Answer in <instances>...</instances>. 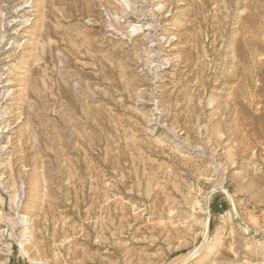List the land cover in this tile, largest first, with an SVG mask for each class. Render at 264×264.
I'll list each match as a JSON object with an SVG mask.
<instances>
[{
	"label": "rangeland",
	"instance_id": "obj_1",
	"mask_svg": "<svg viewBox=\"0 0 264 264\" xmlns=\"http://www.w3.org/2000/svg\"><path fill=\"white\" fill-rule=\"evenodd\" d=\"M0 264H264V0H0Z\"/></svg>",
	"mask_w": 264,
	"mask_h": 264
},
{
	"label": "water",
	"instance_id": "obj_2",
	"mask_svg": "<svg viewBox=\"0 0 264 264\" xmlns=\"http://www.w3.org/2000/svg\"><path fill=\"white\" fill-rule=\"evenodd\" d=\"M228 197V195H227ZM232 214L234 216V219L236 220L237 224L245 231V233L251 237H253L255 240L263 241L261 237L257 234H255L253 231L248 229L246 225L238 218V216L235 214V211L233 210V207L231 206Z\"/></svg>",
	"mask_w": 264,
	"mask_h": 264
},
{
	"label": "bare ground",
	"instance_id": "obj_3",
	"mask_svg": "<svg viewBox=\"0 0 264 264\" xmlns=\"http://www.w3.org/2000/svg\"><path fill=\"white\" fill-rule=\"evenodd\" d=\"M222 189H223V187H222ZM223 190H224V189H223ZM224 192L226 193V195L229 193V192L227 193L226 190H224ZM231 206H232V205H231ZM246 227H247V226H246ZM247 228H248V227H247ZM248 229H249V228H248Z\"/></svg>",
	"mask_w": 264,
	"mask_h": 264
}]
</instances>
